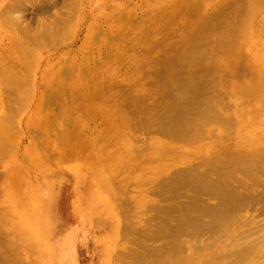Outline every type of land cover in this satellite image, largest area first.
Listing matches in <instances>:
<instances>
[{
    "label": "bare ground",
    "instance_id": "1",
    "mask_svg": "<svg viewBox=\"0 0 264 264\" xmlns=\"http://www.w3.org/2000/svg\"><path fill=\"white\" fill-rule=\"evenodd\" d=\"M209 1L0 0V197L8 194L0 207V264H74L68 242L58 253L50 245L59 224L58 184L70 169L89 191L75 207L81 229L118 225V195L163 173L149 232L134 237L131 228L129 238L113 225L97 235L106 255L101 264L152 257L150 264H264V0L221 4L206 17L200 10H209ZM164 41L156 74L173 91L156 109L163 136L195 140L209 123L232 135L225 151L169 178L166 169L187 154L155 140L137 158L129 114L117 103L133 91L134 100L146 99L140 74ZM220 67L232 77L226 114L214 94ZM28 107L19 137L18 116Z\"/></svg>",
    "mask_w": 264,
    "mask_h": 264
},
{
    "label": "rangeland",
    "instance_id": "2",
    "mask_svg": "<svg viewBox=\"0 0 264 264\" xmlns=\"http://www.w3.org/2000/svg\"><path fill=\"white\" fill-rule=\"evenodd\" d=\"M235 1V2H234ZM242 0H213L212 3L209 1L210 7L209 10L205 11V9H201V13L206 17L212 16L218 12V9L222 8L223 5H227V3L234 2L235 4L241 3ZM11 0H5V4L9 5ZM223 4V5H221ZM264 8V7H263ZM27 12L26 16H32L33 14L31 11ZM137 12H139L137 10ZM263 16H264V9H263ZM260 20L262 19V15L259 16ZM259 17L256 19V22H259ZM194 26V25H192ZM165 42L161 43L159 48L154 53H149L147 56L151 59V61L141 54H139V60L143 63L146 61H150L149 64H145L148 67L144 70H147V74H140V80L144 86V93L143 95L146 96V99L141 100L139 95L137 96V100H134V91L130 100L127 98L119 97L117 98V103L121 105V107L128 112L130 121L129 127L132 129V133H134V155L137 158L145 157L147 151L150 150L149 147L150 141H161L166 143L169 147L176 148L180 152H184L187 154V158L182 164H175L173 167L166 169V177L169 178L173 174L179 172L181 169L189 168L191 165L196 164L201 160V157L205 155H218L220 149L221 151L226 150V144L228 137H232L226 132H218L219 123H209L204 125V133L202 137H198L195 140H188V139H179L169 134L171 137H165L162 134L164 129L161 128V125L164 123L163 118L159 117V114L156 113V109L160 106L161 101L165 99L169 94L173 91V88L170 87H162L160 85V77L157 76L156 70L160 65L159 61H162L161 56L166 51ZM60 47V46H59ZM59 47L47 50L44 54L46 58L52 57L57 53ZM65 47V48H64ZM66 49L65 45L60 47L62 49ZM63 49V50H64ZM254 50H262L261 48L256 47ZM58 51V52H59ZM223 56V55H222ZM222 58V57H221ZM129 63V62H128ZM139 64V61H138ZM130 65V64H127ZM140 66V65H139ZM221 73L223 74L221 82L219 83L218 87L214 91L215 97L219 98V106L222 107L221 112H225L224 107L230 106L233 104L232 98V90L229 86V82L231 81L232 77L229 73L224 74L223 67L219 68ZM160 70H162V66H160ZM226 72V71H225ZM155 84L153 85L152 84ZM159 85V87H157ZM148 93V94H147ZM33 103V102H32ZM232 106V105H231ZM31 107H28L24 113H20L18 119L21 120L19 127L17 128V136L20 137L22 134V128L25 124V119L30 114ZM226 114V113H224ZM98 128L103 127L96 125ZM162 129V130H161ZM102 133L105 129H100ZM224 131V130H223ZM231 134V133H230ZM235 135V134H234ZM228 136V137H227ZM27 138V137H26ZM26 138L23 140L26 143ZM230 139V138H229ZM231 140V139H230ZM223 143V144H222ZM19 144L17 145L16 149L13 151L12 154H16L19 149ZM23 144V143H22ZM220 144L222 145L220 147ZM228 145H231L229 143ZM83 166V165H81ZM80 167L82 174H85L88 168ZM70 169V168H69ZM142 168H136L135 174H140ZM75 171V170H74ZM6 167H0V186H2L5 182V174ZM66 174L65 177L63 176L58 184L57 195L55 206L57 210V215L59 217V224L56 226L55 231L52 234L50 245L53 250L57 253L61 251V248L66 245L64 242L69 243V247L71 246L75 250L73 251L74 254V264H101L102 260L106 257L104 254V246L97 240L96 237L101 236L106 231H109L110 228L114 225L122 231H125V234H121L124 237H132L133 231L131 228H134V237L137 236L139 230H145L149 232L145 228L148 217L152 215L155 216L158 206L160 195L158 193V189L161 184V178L163 177V173H156L153 174L150 180L145 181L142 185H140L137 189L130 190L128 186L118 195V198H121V205L123 212H120V207H118V215L117 217L121 222L117 225L113 222L105 223L104 226H88V224L83 225L79 223V213L75 211V207L78 205L79 201L81 205L85 204L89 196L88 186L84 183V180H80L79 177L76 178L75 174H73V170H65ZM81 174V175H82ZM2 175V177H1ZM165 176V175H164ZM83 178V175H82ZM42 177L39 178L41 180ZM140 189V190H138ZM134 195V203L131 201L130 196ZM144 197V200H140V196ZM132 197V196H131ZM8 194H3L0 197V207L2 204H8L7 201ZM141 201V203L138 202ZM163 202V201H161ZM124 216L123 220L121 217ZM126 217V218H125ZM127 222V223H126ZM86 228H89L88 232H86ZM190 230L191 227H188ZM83 232V233H82ZM82 233V234H81ZM86 235H85V234ZM98 235V236H97ZM122 238L121 236H119ZM71 238V239H70ZM189 238L187 234L183 237V239ZM128 239H125L127 241ZM81 241V242H80ZM125 243V242H124ZM58 245V246H57ZM123 248L126 247H115L116 252L115 256L118 257V261H120V255L124 254ZM59 249V250H58ZM78 249V250H77ZM127 251V250H126ZM72 252V251H71ZM151 257V256H150ZM50 261L55 260V254L53 256H49ZM153 260V257L144 262V264H150L149 262ZM53 264V262H50Z\"/></svg>",
    "mask_w": 264,
    "mask_h": 264
}]
</instances>
